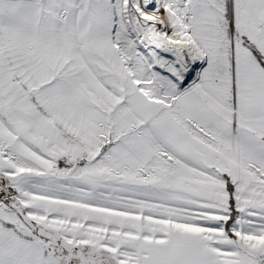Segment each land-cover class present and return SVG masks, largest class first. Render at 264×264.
<instances>
[{"label": "snow or ice", "instance_id": "snow-or-ice-1", "mask_svg": "<svg viewBox=\"0 0 264 264\" xmlns=\"http://www.w3.org/2000/svg\"><path fill=\"white\" fill-rule=\"evenodd\" d=\"M0 264H264V0H0Z\"/></svg>", "mask_w": 264, "mask_h": 264}]
</instances>
